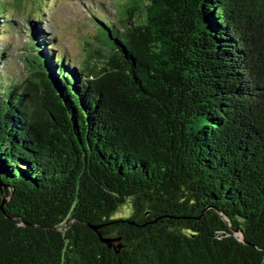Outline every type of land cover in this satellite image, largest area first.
<instances>
[{
	"label": "trees",
	"instance_id": "16d2710c",
	"mask_svg": "<svg viewBox=\"0 0 264 264\" xmlns=\"http://www.w3.org/2000/svg\"><path fill=\"white\" fill-rule=\"evenodd\" d=\"M114 17L80 65L31 34L0 71V264H264V0Z\"/></svg>",
	"mask_w": 264,
	"mask_h": 264
},
{
	"label": "rangeland",
	"instance_id": "374dc122",
	"mask_svg": "<svg viewBox=\"0 0 264 264\" xmlns=\"http://www.w3.org/2000/svg\"><path fill=\"white\" fill-rule=\"evenodd\" d=\"M30 1L32 6L25 1L20 4L14 1L13 8L10 7V11L2 16L1 24L8 27L0 37V71L6 78L12 75L25 79L27 71L23 68L22 57L31 34H36L34 38L43 43L42 48L54 46L72 64L80 65L88 59V51L98 50L107 40L104 28L110 26L109 18L116 19L118 6L128 3V0ZM9 17L13 20L6 23Z\"/></svg>",
	"mask_w": 264,
	"mask_h": 264
},
{
	"label": "water",
	"instance_id": "95a60500",
	"mask_svg": "<svg viewBox=\"0 0 264 264\" xmlns=\"http://www.w3.org/2000/svg\"><path fill=\"white\" fill-rule=\"evenodd\" d=\"M3 202H5V200H3ZM100 238H101V241L103 243H105L108 248H113V241L114 240H110V239H106V238H102V237H100Z\"/></svg>",
	"mask_w": 264,
	"mask_h": 264
}]
</instances>
